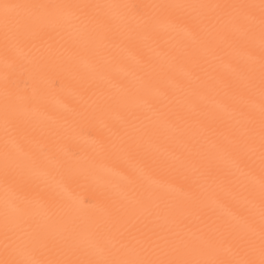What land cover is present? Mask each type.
<instances>
[{
  "label": "bare ground",
  "instance_id": "bare-ground-1",
  "mask_svg": "<svg viewBox=\"0 0 264 264\" xmlns=\"http://www.w3.org/2000/svg\"><path fill=\"white\" fill-rule=\"evenodd\" d=\"M0 3V264H259L262 0Z\"/></svg>",
  "mask_w": 264,
  "mask_h": 264
},
{
  "label": "snow or ice",
  "instance_id": "snow-or-ice-1",
  "mask_svg": "<svg viewBox=\"0 0 264 264\" xmlns=\"http://www.w3.org/2000/svg\"><path fill=\"white\" fill-rule=\"evenodd\" d=\"M71 7H110L102 5L94 6H72V5H45V4H10V3H0V11H2V22L6 30L9 29V26H14L19 29L21 26L27 23L37 22L41 15L46 10H56L61 8H71ZM157 7L165 9H174V10H189V9H198V8H239L244 11L245 18L248 20L251 25L254 22L255 16L252 12L255 9L256 5H185V4H173V5H160ZM260 8V35H261V85H260V150H261V162L264 164V0L259 5ZM239 17H232V22H236ZM196 17H192L189 13V20L184 21L183 23H178L175 21L170 22L171 27H182L184 23L196 21ZM245 118L249 124L254 121V114L247 113ZM6 166H7V155H6ZM264 172V168H262ZM260 216H261V256L262 259L259 261V264H264V179L261 180L260 188ZM7 227V220H6ZM38 264V262H36ZM98 264H200L199 261L191 260H168V261H144L138 259H121V260H105L98 262ZM238 264H257L255 260H245L238 262Z\"/></svg>",
  "mask_w": 264,
  "mask_h": 264
}]
</instances>
